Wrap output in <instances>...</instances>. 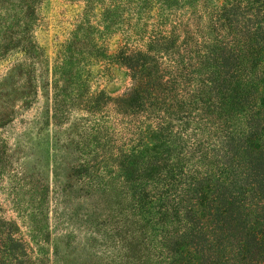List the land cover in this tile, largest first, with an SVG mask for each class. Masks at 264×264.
<instances>
[{
    "label": "trees",
    "instance_id": "16d2710c",
    "mask_svg": "<svg viewBox=\"0 0 264 264\" xmlns=\"http://www.w3.org/2000/svg\"><path fill=\"white\" fill-rule=\"evenodd\" d=\"M43 1L0 0V66L16 59L0 77V129L48 87L34 35ZM85 1L100 17L83 19L61 53L50 118L29 123L70 120L61 94L85 101L40 197L53 193L54 254L66 264H264V0ZM114 35L123 45L110 52ZM103 63L129 72L123 95L91 91L90 68ZM14 206L50 238L42 204ZM19 232L0 217V264H40Z\"/></svg>",
    "mask_w": 264,
    "mask_h": 264
},
{
    "label": "rangeland",
    "instance_id": "374dc122",
    "mask_svg": "<svg viewBox=\"0 0 264 264\" xmlns=\"http://www.w3.org/2000/svg\"><path fill=\"white\" fill-rule=\"evenodd\" d=\"M108 1L110 0H105L106 3ZM86 5L85 0L43 1L39 10L40 22L35 28L34 35L42 52L39 60H43V66H37L39 71H37V78L39 81L40 75L45 74L46 82L48 79V87H39L38 95L29 109L23 112V115H19L11 126L0 129V217L17 223L20 227V236L28 241L29 248H32L33 255L40 261V264H66L63 263L60 256L54 254L53 240L57 237L59 230L54 225L52 212L54 206L50 202L53 193H48V199L46 198L44 203L40 197L44 193L43 189L54 188L53 170L56 144L62 134V141H64L75 131V126L72 124L81 120L82 117H86V113L81 111L85 106V101H80L77 98H73L71 101V98L68 99L67 96L61 94L59 97L61 105L70 111L67 116L70 117V120L52 119L53 122L57 123L58 121V124L62 122V126L59 125L57 129L52 121L49 126H42V128L35 123H29L36 120L40 113L44 114L49 111L53 104L54 88L58 87L60 90L63 85L62 82H59L60 69L55 70V67L59 65L58 60L62 51L74 38L77 26L83 24V19L96 22L100 17L99 7L90 9ZM152 20L154 18L151 19V22ZM105 40L110 52L123 45V41L119 42L116 35ZM74 41L77 43L76 39ZM76 45L74 44V48ZM77 52L80 53V50ZM15 62L16 59H11L1 65L0 77L6 74L10 65ZM90 70L92 71L90 80L92 92L104 90L108 97L116 98L127 92L132 85L129 72L125 68L110 67L103 63L91 66ZM64 88L66 89V86ZM72 90L66 91V93L70 92L71 95ZM49 118V114L46 113L45 120ZM116 120V116L111 111L110 123L114 125ZM25 129L29 132L20 136V133ZM3 146H8L9 152H4ZM16 186L22 187L16 192L18 197H15L16 193L12 192V188ZM14 204L23 210L30 211L42 204L40 206L41 212L44 213L42 224L44 229L46 228V231L51 233L50 238L46 236V233L37 235V232L36 234L34 231L31 232L29 217L16 210ZM78 257L77 253L75 257L73 256V258Z\"/></svg>",
    "mask_w": 264,
    "mask_h": 264
}]
</instances>
